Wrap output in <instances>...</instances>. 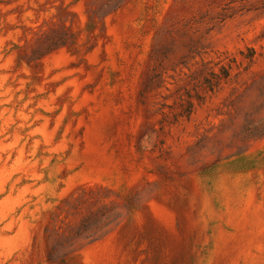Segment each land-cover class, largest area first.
Listing matches in <instances>:
<instances>
[{
	"label": "rangeland",
	"instance_id": "1",
	"mask_svg": "<svg viewBox=\"0 0 264 264\" xmlns=\"http://www.w3.org/2000/svg\"><path fill=\"white\" fill-rule=\"evenodd\" d=\"M0 264H264V0H0Z\"/></svg>",
	"mask_w": 264,
	"mask_h": 264
},
{
	"label": "trees",
	"instance_id": "2",
	"mask_svg": "<svg viewBox=\"0 0 264 264\" xmlns=\"http://www.w3.org/2000/svg\"><path fill=\"white\" fill-rule=\"evenodd\" d=\"M225 75H226V76H227V75H229L228 71H227V72H225Z\"/></svg>",
	"mask_w": 264,
	"mask_h": 264
}]
</instances>
